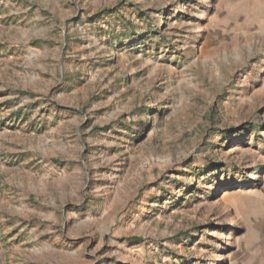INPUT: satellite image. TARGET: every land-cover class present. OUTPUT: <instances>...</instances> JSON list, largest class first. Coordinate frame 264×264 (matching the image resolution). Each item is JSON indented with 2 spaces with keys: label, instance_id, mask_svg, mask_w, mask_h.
<instances>
[{
  "label": "rangeland",
  "instance_id": "374dc122",
  "mask_svg": "<svg viewBox=\"0 0 264 264\" xmlns=\"http://www.w3.org/2000/svg\"><path fill=\"white\" fill-rule=\"evenodd\" d=\"M0 264H264V0H0Z\"/></svg>",
  "mask_w": 264,
  "mask_h": 264
}]
</instances>
